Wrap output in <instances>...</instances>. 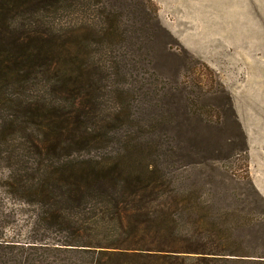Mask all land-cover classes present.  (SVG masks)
Returning <instances> with one entry per match:
<instances>
[{
    "label": "trees",
    "instance_id": "trees-1",
    "mask_svg": "<svg viewBox=\"0 0 264 264\" xmlns=\"http://www.w3.org/2000/svg\"><path fill=\"white\" fill-rule=\"evenodd\" d=\"M119 3L0 0V264H264L252 179L221 208L153 159Z\"/></svg>",
    "mask_w": 264,
    "mask_h": 264
},
{
    "label": "rangeland",
    "instance_id": "rangeland-1",
    "mask_svg": "<svg viewBox=\"0 0 264 264\" xmlns=\"http://www.w3.org/2000/svg\"><path fill=\"white\" fill-rule=\"evenodd\" d=\"M153 1L157 22L139 30L140 18L123 12L127 3L117 5L122 22L135 27L122 44L139 62L133 70L139 111L147 123L159 120L154 130L161 143L153 159L215 205H234L250 193L241 118L256 114L257 133L264 136V0ZM150 78L155 87L147 84ZM149 87L155 90L151 106L144 99ZM255 229L253 241L260 242L264 223Z\"/></svg>",
    "mask_w": 264,
    "mask_h": 264
},
{
    "label": "crops",
    "instance_id": "crops-1",
    "mask_svg": "<svg viewBox=\"0 0 264 264\" xmlns=\"http://www.w3.org/2000/svg\"><path fill=\"white\" fill-rule=\"evenodd\" d=\"M255 115L249 112L241 121L248 136L249 173L255 187L264 197V136L257 133L260 128L257 126L259 123L255 121Z\"/></svg>",
    "mask_w": 264,
    "mask_h": 264
}]
</instances>
